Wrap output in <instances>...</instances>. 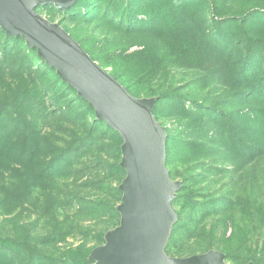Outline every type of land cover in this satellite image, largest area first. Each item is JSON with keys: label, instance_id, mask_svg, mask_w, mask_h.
<instances>
[{"label": "rangeland", "instance_id": "obj_1", "mask_svg": "<svg viewBox=\"0 0 264 264\" xmlns=\"http://www.w3.org/2000/svg\"><path fill=\"white\" fill-rule=\"evenodd\" d=\"M151 109L179 183L164 253L264 264V0L38 6ZM123 140L0 27V264H94L120 224Z\"/></svg>", "mask_w": 264, "mask_h": 264}, {"label": "water", "instance_id": "obj_2", "mask_svg": "<svg viewBox=\"0 0 264 264\" xmlns=\"http://www.w3.org/2000/svg\"><path fill=\"white\" fill-rule=\"evenodd\" d=\"M76 0H0V27L21 35L26 44L76 89L96 118L116 130L123 140L120 184L121 220L106 233V243L92 251L94 264H227L223 255L209 252L186 259L164 253L176 214L171 208L179 183L165 165L166 133L151 114L154 98L137 99L102 69L56 23L36 12L38 6L68 9Z\"/></svg>", "mask_w": 264, "mask_h": 264}]
</instances>
